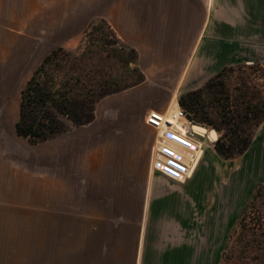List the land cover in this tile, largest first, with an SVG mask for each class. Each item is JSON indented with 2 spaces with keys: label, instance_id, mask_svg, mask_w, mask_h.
Listing matches in <instances>:
<instances>
[{
  "label": "rangeland",
  "instance_id": "obj_1",
  "mask_svg": "<svg viewBox=\"0 0 264 264\" xmlns=\"http://www.w3.org/2000/svg\"><path fill=\"white\" fill-rule=\"evenodd\" d=\"M117 4L118 0H0L3 7L0 18V149L6 143L12 152V161H5L11 172L10 180L5 184L8 194L5 191L0 197V264H126L130 248L121 242L129 239L131 225L144 222L141 212L146 194L152 198L184 190V187L180 189L151 172L158 133L145 124L141 111L152 106L167 114L173 98L182 108L180 96L191 91L171 86L169 79H163L157 86L154 81L141 86L146 84L144 77L134 86L138 74L126 72L121 62L129 53L117 52V46H102V35H107L110 41L113 38L105 24L98 23L100 19L118 38L115 25L109 21L113 15H118ZM213 6L211 8L217 11L219 19L211 24L204 16L202 37L210 36L213 31V40L222 43L218 44L221 45L220 54L230 52L227 45L234 50L233 60L217 71L230 67L223 79L229 106L238 115L250 108H255L254 111L262 108L260 113L263 114L264 0H214ZM196 9H191L193 15H198ZM35 12L37 17L42 16L44 31L17 39L24 23L27 25ZM207 12L211 15L212 9H204V15ZM81 15L88 20L85 28L70 40L62 39L65 18ZM41 20L37 19V25ZM92 21L97 22L91 30L93 37L82 41V49L89 51L91 63H94L86 64L88 78L85 84L88 83L89 88L106 81L113 88L130 87L101 98L94 105V118L89 124L72 126L66 117H60L58 121L65 131L46 142L30 144L16 134L14 127L19 116L21 90L52 50L75 51L82 44L83 33ZM56 25H59V33H51L50 27ZM198 25H182L187 32V42L191 40V33L198 30ZM203 39L206 41L207 38ZM135 65L137 67V63ZM91 66L98 67L96 72ZM63 75L53 73V85L58 84ZM70 97L76 99L72 94ZM82 98L83 95L79 99ZM201 102L209 111V121L204 124L192 120L190 123L199 127L195 133L199 135L198 140L207 157L204 161L206 167L198 170L194 179L197 188L203 179V188L199 191L202 214L188 216L193 221L185 228L170 221L169 216L155 218L156 221L164 219L167 224L155 221L149 227L148 233L155 241L150 249L151 259L159 257L168 244L191 242L195 256L202 264L211 261L214 264L222 261L223 264H264V118L241 130L245 132L243 137L250 139L248 148L224 158L215 152L214 144L225 136L227 143L230 139L234 142V130H230L234 126L223 122L219 106L211 104L205 94ZM178 125L185 133V127ZM100 144H104L105 147L101 148L105 151L94 150ZM17 149L19 155L15 152ZM91 150L92 159L89 161ZM202 153L200 150L196 154L190 176ZM14 155L20 161L17 166ZM93 159L99 166L96 169L93 168ZM39 162H43L45 168L57 167L46 174L36 170ZM94 175L107 176L108 179L118 175L114 180L118 182L117 190L112 188L111 191L110 185H106V191L99 192L98 186L92 182ZM254 193L259 199L248 213L245 227L239 226L233 232L243 206ZM99 195L108 199H94ZM184 209L188 212L189 207L184 206ZM116 230L118 256L113 245Z\"/></svg>",
  "mask_w": 264,
  "mask_h": 264
},
{
  "label": "crops",
  "instance_id": "obj_2",
  "mask_svg": "<svg viewBox=\"0 0 264 264\" xmlns=\"http://www.w3.org/2000/svg\"><path fill=\"white\" fill-rule=\"evenodd\" d=\"M213 2L214 0H118V15H113L114 17L109 21L115 25L118 39L122 43L135 49L138 54L136 62L137 68L146 79V84L142 83L141 86L152 84L153 81L157 86L161 84L160 82L163 79H169V81H171V86L175 85L180 87L183 89L182 91L185 92L192 91V89L201 88L203 83L212 75L216 74L220 67L225 65V63L229 64L230 60H233L234 50H230V45L226 46L228 48L227 50L230 51L227 52L226 55L219 53L221 45L219 46L218 44L222 43L213 40V31L210 36L205 35L202 37V33H204L203 20L206 18V22L208 21V23L213 24L214 20L219 19L217 11L214 12V9L211 8V6L214 7ZM196 8H198V15H193L191 9H195L196 11ZM187 9H189L190 12H188ZM204 9L208 11L212 9V14L210 15V13L207 12V14L204 15ZM2 13L3 7L0 6V18ZM34 15V17H31V19L27 21V25L26 22L24 23V27L20 30L21 32L18 31V33L20 32L22 34H20L17 39H25L28 34L31 35L44 31L41 27V14L37 17L35 12ZM64 17H66V15ZM84 18L85 15H81L77 18H65L64 27L63 30H61V38L70 40L76 33L82 31L88 21H85ZM37 19L41 20L39 22L41 24L37 25ZM186 23L199 24L195 34L191 33V35H194H190V42H187L185 39L187 32L182 26ZM59 25L50 27V32L55 34L59 33ZM208 30L209 29H207V31ZM203 38H207L206 41H203ZM172 48H174V51H172ZM221 55L224 56L222 57ZM220 62L222 63L221 66H219ZM151 111L160 112L152 106L145 107L144 110L141 111L144 122L147 114ZM101 146H104V144H100L97 146L98 148L94 150L97 152L101 150L105 151ZM15 152L19 155L18 149ZM91 152L92 150L89 151L90 155H88V158H90L89 161L92 159ZM202 152V156L198 160V164L192 172V176L183 184L172 182L156 173L165 182L172 183L180 187V189L184 187V193L166 192L161 196H154L152 198L149 196V193L146 194L143 198L141 212V215L145 217L144 222H140V225H131L129 239L121 242L127 244V247L130 248V258L127 260L126 264L203 263L195 256L194 245L191 242L174 243L173 245L168 244L164 247L165 249L160 252L159 257L152 260V251L150 249L154 246L155 241H152L151 234L148 233L151 223L155 222V218L157 217L165 215V219L166 216H169L170 221L178 223L182 228H185V226L191 225L193 221V219H188V216L191 217V215L202 214V208L199 203L201 199L199 191L203 188V179L201 178L200 188H197V184L194 182L195 177L199 173L198 170L200 171L201 168H205L207 164L204 162L205 158H207L205 155L206 152L204 149ZM11 153L6 143H4V146L2 145L0 149V197L1 193L6 191L5 184L10 180V165L6 164L5 161L8 163L12 161ZM17 155H14L16 166L20 163L19 160H16ZM87 159L86 161H88ZM93 164L95 165L93 168L96 169L99 167L94 159ZM56 167L57 165L45 168L43 162H39L38 165L36 164V170L45 172L46 174H50ZM19 169L17 168L16 170L20 172ZM151 172L153 173L152 169ZM117 177L118 175H114L113 179H108L107 176L94 175L92 182L95 186H98L99 192H101L102 189L106 191V185H110L111 191L113 190L112 188H115V191L118 188V182L116 183V181H114ZM96 188L97 187H95V190ZM6 194H8L7 191ZM94 199H103L102 201H105V199L108 198L99 195L98 197L95 196ZM109 205H112V202ZM184 206L189 207L188 212L187 210L184 211ZM164 219H161V221L157 220L156 222L162 223L166 221ZM163 224L167 223L163 222ZM138 226L140 227L138 228ZM113 235H115V237H113V245L115 244L114 250L116 256H118V231L116 230ZM121 245L122 247L124 246L123 244ZM207 264H214V261Z\"/></svg>",
  "mask_w": 264,
  "mask_h": 264
},
{
  "label": "trees",
  "instance_id": "obj_3",
  "mask_svg": "<svg viewBox=\"0 0 264 264\" xmlns=\"http://www.w3.org/2000/svg\"><path fill=\"white\" fill-rule=\"evenodd\" d=\"M96 23L94 21L89 23L83 33L82 44L75 51L66 52L63 48H56L47 54L21 90L19 116L14 127L16 134L26 139L30 144L46 142L65 131L60 121H58L60 117H66V121L72 126L89 124L94 118V105L101 98L130 87V85H126L120 88H113L106 81H102L96 86H90L89 88L87 86L88 83L85 84V79L88 78L86 64L92 65L94 63L93 61L91 63L89 51L82 49L84 45L82 41L93 37L91 30L94 29ZM98 23L105 24L110 37L113 38V41H110L107 39V35H102V46H117V52L121 51L122 54L129 53L128 57H122L121 62L124 63L126 72L138 74V80L134 86L141 83L144 80V76L135 65L137 62L136 52L122 43L104 20L100 19ZM98 58L101 59V56H98ZM131 65L133 66L132 68L129 67ZM91 67V70L96 72L98 67ZM228 71H230V67L221 69L203 87L188 92L179 98V105L187 112L188 117L193 122L205 124L209 121V111L205 103L201 102L203 94L207 96V100H210L211 104L216 103L219 106L218 110L223 122L228 126H234L230 130H234L233 134L236 137L234 142L232 141L233 139H230L227 143L226 136L220 137L215 142V152L224 158H230L233 152H235L234 154H238L246 150L250 139L243 137V133L245 132L241 130L246 129L250 123H254V126L264 118V112L263 114L260 113L262 108L256 110L258 113L254 111L255 108L254 110L253 108L246 109V111L241 113L242 115L234 113L232 107L229 106V97L226 95L227 91H224L223 79ZM56 72H61L64 75L63 77L61 76L62 80L58 84L53 85L52 75ZM71 94L76 99L73 100L70 97ZM81 95H83V98L79 99ZM189 114H192V117ZM239 120L241 121L239 122ZM235 128L238 131H235ZM258 199L255 193L249 197L237 218V222L233 226V232L239 226L240 228L245 227L244 223L246 222L248 213L253 209ZM225 253L223 254L224 257L226 256ZM223 262L220 264H223Z\"/></svg>",
  "mask_w": 264,
  "mask_h": 264
},
{
  "label": "built area",
  "instance_id": "obj_4",
  "mask_svg": "<svg viewBox=\"0 0 264 264\" xmlns=\"http://www.w3.org/2000/svg\"><path fill=\"white\" fill-rule=\"evenodd\" d=\"M171 119L184 124L186 133H180L173 127V123L165 119L164 113L151 111L145 118V124L158 133L151 167L153 172L168 180L183 184L190 179L189 172L197 159L196 153L202 147L199 136L192 131V120L183 108L178 107Z\"/></svg>",
  "mask_w": 264,
  "mask_h": 264
},
{
  "label": "bare ground",
  "instance_id": "obj_5",
  "mask_svg": "<svg viewBox=\"0 0 264 264\" xmlns=\"http://www.w3.org/2000/svg\"><path fill=\"white\" fill-rule=\"evenodd\" d=\"M177 109H178V107H177L176 99L173 98V100H172V102H171V104H170V106H169V108H168V112H167V114H164V117H165V119L170 120V121L173 123V127H175L180 133H184L183 130H182V128L178 125V123L171 119V116H172L174 113H176ZM183 125H184V124H183ZM184 127H185V126H184ZM196 129H199V128L194 127V128L192 129V131L195 133ZM160 133H161V132H160ZM185 133H186V131H185ZM195 134H196V133H195ZM196 135H198V134H196ZM198 136H199V135H198ZM155 148H156V146H155ZM200 150H203V149H199V151H200ZM155 151H156V149H155ZM199 151H198V152H199ZM198 152H197V153H198ZM197 153H196V154H197ZM153 157H154V156H153ZM151 168H152V167H151ZM192 171H193V170H192ZM189 174H190V172H189Z\"/></svg>",
  "mask_w": 264,
  "mask_h": 264
},
{
  "label": "water",
  "instance_id": "obj_6",
  "mask_svg": "<svg viewBox=\"0 0 264 264\" xmlns=\"http://www.w3.org/2000/svg\"><path fill=\"white\" fill-rule=\"evenodd\" d=\"M194 127L199 128L198 126H192V129H193Z\"/></svg>",
  "mask_w": 264,
  "mask_h": 264
}]
</instances>
